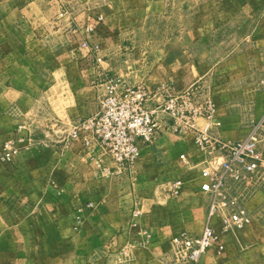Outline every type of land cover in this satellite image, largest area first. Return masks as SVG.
Returning a JSON list of instances; mask_svg holds the SVG:
<instances>
[{"label":"rangeland","instance_id":"rangeland-1","mask_svg":"<svg viewBox=\"0 0 264 264\" xmlns=\"http://www.w3.org/2000/svg\"><path fill=\"white\" fill-rule=\"evenodd\" d=\"M0 12V264H176L173 237L196 236L208 221L202 171L224 159L197 129L215 133L221 108L236 117L235 133L259 127L264 155V0H9ZM89 24L83 56L65 29ZM113 86L161 95L159 107L147 102L160 136L120 178L57 142ZM173 95L187 98L183 109L211 100L221 124H173L163 112ZM10 142L18 152L8 160ZM228 190L252 222L222 233L225 249L203 262L264 264V166Z\"/></svg>","mask_w":264,"mask_h":264},{"label":"built area","instance_id":"built-area-1","mask_svg":"<svg viewBox=\"0 0 264 264\" xmlns=\"http://www.w3.org/2000/svg\"><path fill=\"white\" fill-rule=\"evenodd\" d=\"M97 20L105 22V17L100 15ZM93 31L91 24L82 29L84 34ZM83 46L90 49L87 40ZM184 98L187 99L173 95L163 108V112L172 117L173 124L194 126L199 117L221 124L216 119L217 106L211 100L195 108L183 109L180 103ZM148 100V93L142 86L123 90L113 86L103 98L100 110L86 120L73 122L57 142L64 143L68 149L76 147L82 153V160L88 161L100 173L123 177L136 163L142 144L156 141L161 133L158 125L161 123L155 116L157 110L147 106ZM209 130L210 127L197 129L199 143L213 153H222L224 159L202 171L201 190L212 198L208 221L196 236L183 232L173 237L176 264H204L203 257L212 247L216 246L220 251L225 249L222 233L242 230L252 222L250 211L238 197L230 194L228 181L241 182L264 166L259 127L247 138L237 141L224 140ZM5 151L6 159L11 160L18 149L10 142ZM182 185L181 180L174 182V192L179 193ZM217 217L220 230L214 222Z\"/></svg>","mask_w":264,"mask_h":264},{"label":"crops","instance_id":"crops-1","mask_svg":"<svg viewBox=\"0 0 264 264\" xmlns=\"http://www.w3.org/2000/svg\"><path fill=\"white\" fill-rule=\"evenodd\" d=\"M8 1L9 0L1 1L0 7L4 6L5 3ZM3 11L5 12V15H6L7 10L4 9ZM0 13H2V12H0ZM20 13H22V12H20ZM16 28H18L21 32V30H22L21 26H16L15 29ZM65 30L67 31L65 38H66V44L68 45V47L69 48L73 47L74 48L73 51L78 50L80 53H83V56L88 55L89 48H85L83 46V42L87 38L89 43H92V37L94 36V34L93 35L92 34L85 35L82 32V29L81 30H70L69 28H66ZM12 32H13L12 29H9L7 34H11ZM72 38H74V39H72ZM71 54L73 55L74 53L71 52ZM83 56H81V57H83ZM7 89L9 90V87H7V86L3 87V92H4L3 94L4 95H9V92H8V94L6 92ZM151 92H152V94L150 95L151 99L149 100V102L151 103V107L157 108L160 106V103H161V101L159 102V100H161V97H159V96H161V95L159 94V90L156 91V89H154V91H151ZM162 96H164V95H162ZM165 100L166 99L164 96V99L162 101L164 102ZM218 113H219V117L222 121V125H221V127L216 128L215 133L219 134L223 139H229V140L230 139L235 140V139H241V138L248 137V135L250 134V131H251L249 124H243V126L245 128L247 127V129L243 133L237 134V133H235V130H234L235 129L234 127H237L236 117H234L232 115H224L226 113H224L221 108L218 109ZM211 123L212 122L205 117H199L198 121H197V124H211ZM104 216L106 217L105 214H104ZM99 217H103V215L102 216L99 215ZM93 251H94V249L91 250L90 252H93ZM135 259L137 260V258H135Z\"/></svg>","mask_w":264,"mask_h":264}]
</instances>
